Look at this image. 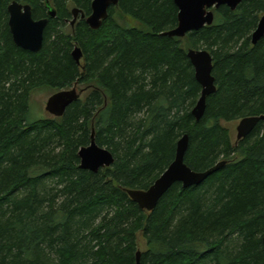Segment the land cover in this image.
Returning a JSON list of instances; mask_svg holds the SVG:
<instances>
[{"label":"trees","instance_id":"16d2710c","mask_svg":"<svg viewBox=\"0 0 264 264\" xmlns=\"http://www.w3.org/2000/svg\"><path fill=\"white\" fill-rule=\"evenodd\" d=\"M12 1L0 2V264H137L139 251L141 264H264V124L236 142L222 124L264 114V37L252 42L264 0L220 6L183 38L164 34L178 25L175 0H119L98 30L81 15L72 25L93 0H17L49 19L39 52L15 44ZM189 48L213 56L217 90L199 121ZM75 85L85 95L62 117L29 118L33 90ZM93 129L115 157L98 172L80 166ZM185 134L193 170L224 165L142 209L127 190L148 189Z\"/></svg>","mask_w":264,"mask_h":264},{"label":"water","instance_id":"95a60500","mask_svg":"<svg viewBox=\"0 0 264 264\" xmlns=\"http://www.w3.org/2000/svg\"><path fill=\"white\" fill-rule=\"evenodd\" d=\"M244 0H175L179 8L178 25L166 31L164 34L171 37H185L189 32L202 29L212 25L215 20L214 9L227 5L232 10ZM1 2V0H0ZM119 0H93L92 13L86 16L79 8H73L72 25L76 23L81 15L86 19L88 25L95 30L102 27L104 20L108 18L109 9L117 6ZM9 27L15 44L25 50L39 52L44 46L45 29L49 19H35L32 7L29 4L13 0L8 5ZM49 15L55 17L54 8H49ZM264 37V15L259 20L258 26L252 35V42L256 45ZM73 56L80 63L83 52L80 47H76ZM190 58L198 82L202 86L201 97L193 109V115L199 121L205 114L207 99L217 90L215 77L213 75V56L207 49H188ZM83 90L75 85L71 89H64L54 93L47 101L46 109L54 117H62L69 105L80 99ZM264 124V114L247 116L240 120L237 127V140L248 136L260 123ZM189 146V135L185 134L177 144L174 160L167 169L156 179L148 189H128L127 192L131 199L147 211H153L162 196L170 187L180 182L184 188L198 185L205 181L210 175L220 169L224 162L218 163L206 171H195L186 162L185 156ZM81 168L98 172L105 167H111L115 162L113 153L105 147L98 145L95 138V129L92 130L91 142L79 151ZM264 245V235L262 238ZM141 252L137 253V264L140 261Z\"/></svg>","mask_w":264,"mask_h":264},{"label":"rangeland","instance_id":"374dc122","mask_svg":"<svg viewBox=\"0 0 264 264\" xmlns=\"http://www.w3.org/2000/svg\"><path fill=\"white\" fill-rule=\"evenodd\" d=\"M70 7L72 9L74 6L71 5ZM115 17L118 18V20L122 24H125L128 26L143 27V25L140 22L133 19L131 16H128V15L121 16L119 11L116 12ZM83 87L84 86L82 85L80 86V88H83ZM71 88L72 87H70V89ZM57 91L58 90L52 89L49 87H39L32 91L31 99H30V114H29V118L31 120L54 117L52 114H50L47 111L46 104H47L48 99ZM84 95L85 94L82 93V96ZM239 122H240V119L222 122V124L230 130L231 138L233 142L238 141L237 140V127L239 125ZM142 244L144 245V242H142Z\"/></svg>","mask_w":264,"mask_h":264}]
</instances>
